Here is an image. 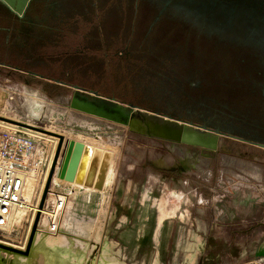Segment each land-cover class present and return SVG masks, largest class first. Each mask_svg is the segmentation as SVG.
Masks as SVG:
<instances>
[{"label":"rangeland","instance_id":"374dc122","mask_svg":"<svg viewBox=\"0 0 264 264\" xmlns=\"http://www.w3.org/2000/svg\"><path fill=\"white\" fill-rule=\"evenodd\" d=\"M4 6L0 1V17L6 12ZM34 7L35 10L23 18L10 20L6 25L11 28V36L9 51L0 52V61L8 63L0 64V115L53 130L68 141L74 139L84 143L88 147V157H91L88 181L94 179L98 166L100 174L104 176L110 170L112 175H108L110 183L105 195L75 188L65 182L58 183V187L53 190L60 194L72 190L68 204L70 208L64 214L58 235L76 238L78 252L89 253L84 264H90L89 261L93 259L100 262L106 246L109 247V256L117 259L112 232L116 223L113 190L120 180L126 182L140 177L144 191V183L157 176L168 177L169 172L177 177L180 174L190 178L198 176L200 179L195 183L203 196L212 193L211 187L227 189L249 184L264 190V150L223 138L222 151L217 154L216 162L210 165L208 160L205 163L200 156L194 158L191 151L182 146L141 136L130 132L125 126L70 109L68 106L73 96L84 95L89 100L93 97L76 91L70 83L56 84L48 78L62 76L69 82L80 81L76 73L72 76L62 74L63 60L71 58L70 64H76L74 59L81 51L85 52L88 59H100L103 56L104 39L113 38L116 34L144 35L151 24V15L118 0H39L35 1ZM45 16L59 19L45 20ZM4 38L0 36V41ZM163 38L167 48L191 45L177 29H169ZM99 63L103 65L102 73L112 77L107 61ZM87 65L92 68V64ZM201 65L207 81L203 89L207 98L216 97L220 102L232 103L247 99V69L242 58L207 52L202 56ZM27 70L44 74L45 78L31 76ZM98 72H101L100 68L93 70L84 81L117 97L130 96L117 87L113 77L98 79ZM48 143L52 146L50 141ZM180 161L185 165L184 170L179 166ZM152 186L149 184L148 189ZM158 189L155 194L147 190L149 197L146 198L147 204L153 202L160 211L170 203L175 214L183 201L190 197L182 187H170L164 192L162 188ZM36 199L35 195L32 202L35 203ZM30 213L17 230L11 234L8 231L0 233V241L17 247L24 246ZM2 259L4 264H10L5 254ZM12 264L20 263L12 261Z\"/></svg>","mask_w":264,"mask_h":264},{"label":"flooded vegetation","instance_id":"af4514ba","mask_svg":"<svg viewBox=\"0 0 264 264\" xmlns=\"http://www.w3.org/2000/svg\"><path fill=\"white\" fill-rule=\"evenodd\" d=\"M35 1L39 0H32L26 14L35 10ZM118 1L151 15L153 18L148 31L140 37L116 34L113 38L104 39L103 56L100 59H88L85 52L81 51L82 54L79 53L74 59L76 64H70L71 58L63 60L62 74L72 76L76 73L80 81L69 82L62 76H49L50 80L56 84L70 83L87 92H94L104 100L114 99L126 107L137 106L156 118L192 123L210 131L264 145V0ZM5 9V14L0 17V36L5 37L0 41V52L9 51L11 28L6 25L10 20L20 19L7 7ZM169 29L180 31L191 45L165 47L163 37ZM207 52L242 58L247 69V99L232 103L205 96L203 89L207 81L201 62L203 54ZM99 61H107L117 87L129 97L102 92L95 85L84 81L98 68L101 69L96 75L98 79H107ZM87 63L92 64V68ZM0 64L8 63L0 61ZM26 72L34 77L45 78L41 73L31 70ZM78 96L81 99L88 98ZM107 106L112 107L113 104L108 103ZM179 125L183 123L179 122ZM182 147L190 150L194 158L200 156L205 163L209 161L210 165L216 162L217 154L222 151L221 146L219 152L205 157L199 149ZM257 148L264 150L262 147ZM179 166L185 169L181 161Z\"/></svg>","mask_w":264,"mask_h":264},{"label":"crops","instance_id":"0c3cea01","mask_svg":"<svg viewBox=\"0 0 264 264\" xmlns=\"http://www.w3.org/2000/svg\"><path fill=\"white\" fill-rule=\"evenodd\" d=\"M167 173L144 183V191L140 177L116 182L112 232L121 264H264L263 188L211 187L203 196L198 176ZM170 187L190 195L175 214L170 203L161 211L147 204V190Z\"/></svg>","mask_w":264,"mask_h":264},{"label":"water","instance_id":"95a60500","mask_svg":"<svg viewBox=\"0 0 264 264\" xmlns=\"http://www.w3.org/2000/svg\"><path fill=\"white\" fill-rule=\"evenodd\" d=\"M14 15L23 18L30 6L32 0H0ZM42 78V77H41ZM76 91H81L92 100L81 99L77 95L73 96L69 108L77 112L103 119L115 124L125 126L130 132L153 139L182 145L189 148H196L202 151V156L210 157L212 153L220 151L223 138H231L236 141L255 145L264 148V145L247 141L237 136L226 135L219 131H210L205 127L195 126L192 123L181 121H168L161 118L150 116L143 112V109L130 105L128 107L116 103L114 99H103L94 92H87L82 88L73 87ZM94 100V101H93ZM96 100V101H95ZM113 104L108 107L107 104ZM20 125L21 127L34 128L23 122H15L9 118H0ZM183 123V125H179ZM49 133V132H46ZM52 134V133H51ZM59 144L55 152L54 161L47 179L45 190L40 202V209L43 208L47 193L54 178L70 184H81L79 170H82L81 159L88 147L81 142H65V138L59 134ZM40 213L37 214L34 226L32 228L28 244L25 250L29 254L33 240L36 234L37 224Z\"/></svg>","mask_w":264,"mask_h":264},{"label":"built area","instance_id":"2783aa9c","mask_svg":"<svg viewBox=\"0 0 264 264\" xmlns=\"http://www.w3.org/2000/svg\"><path fill=\"white\" fill-rule=\"evenodd\" d=\"M54 157L52 146L45 138L17 128H0V233L7 231L13 213L23 205L24 191L31 178L39 183L38 186L45 182L41 189L40 207ZM51 190L50 186L43 206L46 212H39L36 232L57 236L61 230V218L69 207L72 190L67 194ZM32 220L31 215L28 238L33 228Z\"/></svg>","mask_w":264,"mask_h":264},{"label":"bare ground","instance_id":"6f19581e","mask_svg":"<svg viewBox=\"0 0 264 264\" xmlns=\"http://www.w3.org/2000/svg\"><path fill=\"white\" fill-rule=\"evenodd\" d=\"M0 118H8V117H5L4 115H0ZM9 119L14 120L15 122H19L13 118H9ZM7 127L17 128L21 131L47 139L48 141L51 142L53 155L57 150L60 139L57 135H54L58 133H56L53 130H48V129L45 130L42 128L32 129L28 127H21L20 125L16 123L5 121L4 119H0V128H7ZM33 127L39 128L36 126H33ZM46 132H49V133H46ZM65 142L68 143V142H77V141H75L74 139L73 141H68V139L65 138ZM88 154H89V151L88 149H86L85 153L82 156L83 158L81 159V166H82L83 172L81 170H79L78 172L79 177L81 178L83 182L77 185L66 183V182L65 183L75 188L79 187L81 189H85L92 193L100 192L105 195L107 194V189L110 183L109 181L110 179H108L110 170L107 171L104 176V174L103 175L102 173L100 174V170L98 166L94 179H92L91 182L88 181L87 172H88V168L91 162L90 160L91 157L89 158ZM111 175L112 174H110V176ZM99 177H101L100 181H98ZM60 182H64V181L54 178L52 185H51L52 187L51 191H53L55 187H58V183ZM44 183L42 182L38 186V183L34 178H31L30 180H28V183L24 191L25 201L23 202V205L20 208L15 210L11 218V223L6 228L9 234H11L14 230H17L21 226L22 221L30 212L33 218L31 227L34 226L33 222H34V218L36 214H38L39 212H43V213L46 212L45 207H43L42 209H40L39 207L40 194L42 192L41 189L43 188ZM37 186H38V193H36ZM35 195L37 199L35 203H33L32 199L34 198ZM69 208L70 207H68V209ZM66 213L67 211L65 212V215ZM63 217L61 218V224H62ZM75 239L76 238L69 239L67 236H60V235L48 236L43 233L36 232L29 254L25 253L28 240H29L28 236L25 240L24 246H21V247L20 246L17 247L16 245L14 246L7 242L0 241V264H4L3 262L4 258L2 259L3 254L8 256L9 258L8 261L10 262V264H12V261L14 263L18 261L20 264H84L85 258L88 257L89 253L88 254L79 253ZM89 262L90 264H121L118 259H112V257L109 256V247L107 246L105 248L104 253L101 255L100 262L96 261L95 259Z\"/></svg>","mask_w":264,"mask_h":264}]
</instances>
